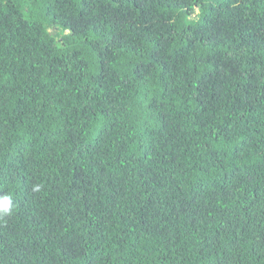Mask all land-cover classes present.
Segmentation results:
<instances>
[{
	"label": "trees",
	"instance_id": "trees-1",
	"mask_svg": "<svg viewBox=\"0 0 264 264\" xmlns=\"http://www.w3.org/2000/svg\"><path fill=\"white\" fill-rule=\"evenodd\" d=\"M5 195L0 264H264V0H0Z\"/></svg>",
	"mask_w": 264,
	"mask_h": 264
},
{
	"label": "clouds",
	"instance_id": "clouds-1",
	"mask_svg": "<svg viewBox=\"0 0 264 264\" xmlns=\"http://www.w3.org/2000/svg\"><path fill=\"white\" fill-rule=\"evenodd\" d=\"M35 190L39 191V188L37 187ZM13 211L12 197L9 195L0 197V216L11 215Z\"/></svg>",
	"mask_w": 264,
	"mask_h": 264
}]
</instances>
